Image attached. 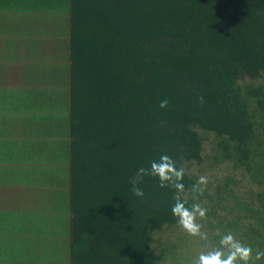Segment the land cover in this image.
<instances>
[{"label": "trees", "instance_id": "obj_1", "mask_svg": "<svg viewBox=\"0 0 264 264\" xmlns=\"http://www.w3.org/2000/svg\"><path fill=\"white\" fill-rule=\"evenodd\" d=\"M70 19L71 264H191L156 237L178 225L175 189L131 191L162 153L213 246L264 249V0H71ZM210 135L226 172L194 201Z\"/></svg>", "mask_w": 264, "mask_h": 264}, {"label": "crops", "instance_id": "obj_2", "mask_svg": "<svg viewBox=\"0 0 264 264\" xmlns=\"http://www.w3.org/2000/svg\"><path fill=\"white\" fill-rule=\"evenodd\" d=\"M71 0H0V264H71Z\"/></svg>", "mask_w": 264, "mask_h": 264}, {"label": "clouds", "instance_id": "obj_3", "mask_svg": "<svg viewBox=\"0 0 264 264\" xmlns=\"http://www.w3.org/2000/svg\"><path fill=\"white\" fill-rule=\"evenodd\" d=\"M201 104L203 97H200ZM169 101L164 99L160 102V108H166ZM186 169L177 167L176 161L166 153H162L158 159L150 161L149 167L139 168L131 178V191L143 199L144 190L139 187L145 176L157 178L161 188L175 189L174 202L171 212L177 218L179 226L190 236L198 237L203 242L201 251L193 257L191 264H264V249H253L251 245L243 243L231 232L220 234L218 246H212L209 233L203 231V221L207 217V208L200 203H188L187 192L183 183ZM209 184V177L200 175L196 183L189 190L192 200L202 196Z\"/></svg>", "mask_w": 264, "mask_h": 264}, {"label": "rangeland", "instance_id": "obj_4", "mask_svg": "<svg viewBox=\"0 0 264 264\" xmlns=\"http://www.w3.org/2000/svg\"><path fill=\"white\" fill-rule=\"evenodd\" d=\"M212 135H210L209 139L205 141V150L204 154L207 156L205 159V163L201 166L192 165L190 166L191 170L196 173L198 176L200 175H206L209 177V182L211 180L215 179V176L221 177L225 174V165L223 163L216 164L213 161L212 156L216 154V151L213 150L214 144ZM200 222V221H198ZM205 231L204 229H202ZM214 232H217L214 231ZM156 237L159 240L160 246L163 245H172L170 252H177L178 250H184L187 247H190L189 250H187L186 257L187 259H190L192 261L193 257L198 254L199 251L203 250L202 245L203 242L199 240L198 237H192L188 235L180 226L179 224L170 228H167L166 230L159 232ZM211 245L212 242L210 241ZM213 246V245H212ZM162 264H173L170 257L167 258L165 263ZM184 264V263H183Z\"/></svg>", "mask_w": 264, "mask_h": 264}, {"label": "bare ground", "instance_id": "obj_5", "mask_svg": "<svg viewBox=\"0 0 264 264\" xmlns=\"http://www.w3.org/2000/svg\"><path fill=\"white\" fill-rule=\"evenodd\" d=\"M75 144V143H74Z\"/></svg>", "mask_w": 264, "mask_h": 264}]
</instances>
